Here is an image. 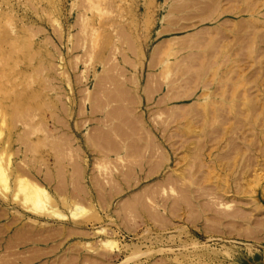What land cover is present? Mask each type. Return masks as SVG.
<instances>
[{
  "label": "rangeland",
  "instance_id": "374dc122",
  "mask_svg": "<svg viewBox=\"0 0 264 264\" xmlns=\"http://www.w3.org/2000/svg\"><path fill=\"white\" fill-rule=\"evenodd\" d=\"M263 263L264 0H0V264Z\"/></svg>",
  "mask_w": 264,
  "mask_h": 264
},
{
  "label": "bare ground",
  "instance_id": "6f19581e",
  "mask_svg": "<svg viewBox=\"0 0 264 264\" xmlns=\"http://www.w3.org/2000/svg\"><path fill=\"white\" fill-rule=\"evenodd\" d=\"M183 176V175H182ZM183 177H186V176H183ZM3 180H5L4 178H3ZM182 180V179H181ZM185 180V179H184ZM6 181V180H5ZM185 183V182H184ZM22 184H23V182H22ZM187 185V184H186ZM180 186V185H179ZM180 189V188H179ZM38 191H40V190H33V191H30V190H27L26 191V195H27V199L28 200H31L33 203H34V205L36 206V207H38V208H40L41 206H43L42 204H43V200H42V198H41V196L38 194ZM179 191V190H178ZM180 191H181V189H180ZM183 191V190H182ZM187 191V190H186ZM182 198V197H181ZM179 199V198H178ZM174 201V200H173ZM185 201V200H184ZM178 202V201H177ZM175 205V204H174ZM42 208V207H41ZM171 208V207H170ZM176 209V208H175ZM264 264V263H263Z\"/></svg>",
  "mask_w": 264,
  "mask_h": 264
}]
</instances>
